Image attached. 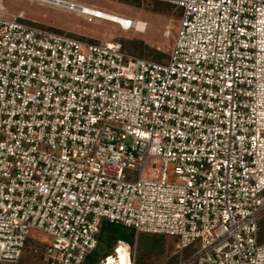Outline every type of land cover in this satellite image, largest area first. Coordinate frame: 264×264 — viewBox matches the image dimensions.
Returning <instances> with one entry per match:
<instances>
[{
	"label": "built area",
	"instance_id": "obj_1",
	"mask_svg": "<svg viewBox=\"0 0 264 264\" xmlns=\"http://www.w3.org/2000/svg\"><path fill=\"white\" fill-rule=\"evenodd\" d=\"M158 1L182 10L167 62L0 0V264L40 254L35 233L49 264H86L103 219L176 238L174 264H264V0Z\"/></svg>",
	"mask_w": 264,
	"mask_h": 264
},
{
	"label": "rangeland",
	"instance_id": "obj_2",
	"mask_svg": "<svg viewBox=\"0 0 264 264\" xmlns=\"http://www.w3.org/2000/svg\"><path fill=\"white\" fill-rule=\"evenodd\" d=\"M85 6L112 13L120 17L140 21L138 31L135 29L124 31L118 24L102 20L93 19L89 21V16L61 8L40 4L30 0H3V4L9 13L25 10L27 18L36 24L53 27L65 31L79 38L88 39H110L121 40L132 47L139 45L140 41H145L150 46L161 51L155 61L167 62L171 53L181 21V9L175 10L173 5L159 2L158 7H168V12L154 9L151 0H141L140 6L130 3V0H73ZM147 22V28H145ZM171 25L170 35L164 36L166 25ZM141 31V32H139ZM110 236L128 241L134 245L137 242V259L142 256L149 258L150 264H174L172 260L178 256L175 249L176 238L166 237L164 252L159 256L154 254V235L150 233H139L132 228L112 224L107 219H103L102 229L98 236L99 247L93 251L87 259L86 264H98L107 254L113 253V244ZM35 240L31 239V245L38 246L40 254H25L21 264H49L46 260V247L50 239L45 234L41 236L35 233ZM46 239V242L44 241ZM197 245H192L183 251V256L188 257L197 250ZM157 251V250H156ZM158 252L159 249H158ZM152 258V259H150Z\"/></svg>",
	"mask_w": 264,
	"mask_h": 264
},
{
	"label": "trees",
	"instance_id": "obj_3",
	"mask_svg": "<svg viewBox=\"0 0 264 264\" xmlns=\"http://www.w3.org/2000/svg\"><path fill=\"white\" fill-rule=\"evenodd\" d=\"M125 1H128V0H125ZM151 1L153 3V6H154L155 10L168 12V7H165L164 9L158 7L160 5L159 2H162V1H158V0H151ZM130 3L134 4L135 6H140L141 5V0H130ZM163 3H166V2H163ZM167 4H169V3H167ZM169 5H171V4H169ZM50 28H53V27H50ZM53 29H55V28H53ZM77 37H80V36H77ZM138 42H139V45H137L135 47H132L131 45H128L127 43H124V42H122V43H123L124 49L126 51L132 53V54H135V55L140 56V57L153 59V60L154 59L156 60L158 58L159 54L161 53L160 50L155 49L154 47H152L149 44H147L145 41H140L139 40ZM153 235L155 237L154 240H153L154 241L153 252H154V254L157 253V255L159 256V254H162L164 252V243H165L166 236L160 235V234H153ZM109 237H110V240H111L113 245L119 239L117 237L110 236V235H109ZM259 239L261 241L264 240V217L262 218V220L260 222ZM173 242L176 244L175 240ZM158 249H159L160 252H158ZM150 259H152V258H150ZM177 260H178V256H176L172 261L173 262H177ZM135 264H150L149 263V258H147V256H142V259H139V258L136 259V263Z\"/></svg>",
	"mask_w": 264,
	"mask_h": 264
},
{
	"label": "bare ground",
	"instance_id": "obj_4",
	"mask_svg": "<svg viewBox=\"0 0 264 264\" xmlns=\"http://www.w3.org/2000/svg\"><path fill=\"white\" fill-rule=\"evenodd\" d=\"M80 11H81V14L83 15L89 14V15L97 16L101 18L102 20H106V21H109L115 24H119L123 29H126V30H128L133 24V22H131L130 19L120 17L112 13L110 14L102 10L91 8L85 5L80 7ZM139 22L140 21H136V23H134L137 31H138ZM145 27H146V24H145ZM144 31H145V28H144ZM121 259H122L123 264H127L128 262L127 255L124 252L121 253Z\"/></svg>",
	"mask_w": 264,
	"mask_h": 264
}]
</instances>
